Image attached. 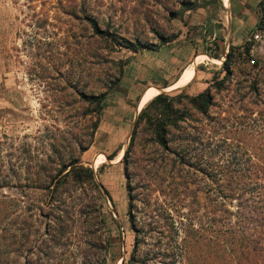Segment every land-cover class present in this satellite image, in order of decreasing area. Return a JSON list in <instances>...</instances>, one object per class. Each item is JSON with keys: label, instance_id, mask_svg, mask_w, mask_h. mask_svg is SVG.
<instances>
[{"label": "rangeland", "instance_id": "obj_1", "mask_svg": "<svg viewBox=\"0 0 264 264\" xmlns=\"http://www.w3.org/2000/svg\"><path fill=\"white\" fill-rule=\"evenodd\" d=\"M229 3L0 0L1 264H185L239 177L263 182L264 29L233 36ZM208 88L204 115L186 96ZM163 92L183 116L168 149L136 125Z\"/></svg>", "mask_w": 264, "mask_h": 264}, {"label": "trees", "instance_id": "obj_2", "mask_svg": "<svg viewBox=\"0 0 264 264\" xmlns=\"http://www.w3.org/2000/svg\"><path fill=\"white\" fill-rule=\"evenodd\" d=\"M259 8L260 17L257 28L263 30L264 0H260ZM92 25L97 34L104 35L95 21H92ZM161 40L163 43L169 42L164 37ZM127 47L134 51L140 47L144 48L140 44H132L131 42H128ZM231 56L232 54L228 53L224 62L226 71L230 69L228 60ZM253 61L256 62L255 59ZM117 81L112 82V85ZM218 88H222V85L218 84ZM81 95L85 101L102 109L105 101L104 93L94 95L83 92ZM186 97L196 109L207 115L209 107L213 103L209 88L196 96L187 95ZM176 102L175 96L163 92L147 104L136 121L137 127L142 121H145L149 128L153 129L155 141L166 149L169 147L168 128L177 127L179 121L183 119L176 108ZM152 107L158 111L156 116L148 112ZM128 153L129 149L125 152V157L128 156ZM76 162L64 166V169L72 167L73 170L84 171L88 173L89 177L94 178V171L91 168L77 167ZM238 189L243 192L239 195L240 204L236 211L215 209L208 234H198L199 231H195V236L185 239L182 248L185 264H264V178L263 182H253L251 176L239 177ZM5 210L6 206L0 201V216L5 213ZM196 234L198 235L196 236Z\"/></svg>", "mask_w": 264, "mask_h": 264}, {"label": "crops", "instance_id": "obj_3", "mask_svg": "<svg viewBox=\"0 0 264 264\" xmlns=\"http://www.w3.org/2000/svg\"><path fill=\"white\" fill-rule=\"evenodd\" d=\"M236 1L239 3L237 7H235ZM249 1L250 0H230L229 6L232 9L229 11L231 15L230 29L233 36H245L249 33H252V29L257 27L260 16V8L258 6L260 0H252V2ZM262 43H264V40ZM262 43L256 42L254 51H257L258 47L263 46ZM178 78L176 80H178ZM195 78L196 74L192 82L188 85L193 84Z\"/></svg>", "mask_w": 264, "mask_h": 264}, {"label": "built area", "instance_id": "obj_4", "mask_svg": "<svg viewBox=\"0 0 264 264\" xmlns=\"http://www.w3.org/2000/svg\"><path fill=\"white\" fill-rule=\"evenodd\" d=\"M259 32H261V30H258V32H256L254 34V39H259L261 37V35L259 34Z\"/></svg>", "mask_w": 264, "mask_h": 264}, {"label": "bare ground", "instance_id": "obj_5", "mask_svg": "<svg viewBox=\"0 0 264 264\" xmlns=\"http://www.w3.org/2000/svg\"><path fill=\"white\" fill-rule=\"evenodd\" d=\"M150 98H151V97H150ZM150 98L146 99V100L141 104V107H140V108H143V107L147 104V102H148V100H149Z\"/></svg>", "mask_w": 264, "mask_h": 264}]
</instances>
